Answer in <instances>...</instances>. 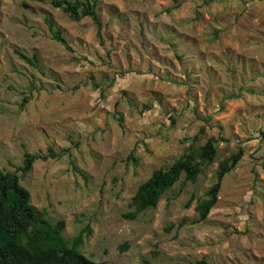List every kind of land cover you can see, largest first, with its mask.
Wrapping results in <instances>:
<instances>
[{
	"label": "rangeland",
	"instance_id": "1",
	"mask_svg": "<svg viewBox=\"0 0 264 264\" xmlns=\"http://www.w3.org/2000/svg\"><path fill=\"white\" fill-rule=\"evenodd\" d=\"M98 10L103 42L91 19L75 22L50 0H0V168L15 171L26 151L68 149L37 160L22 184L65 220L67 239L91 226L81 250L96 261L264 264V0H98ZM195 136L219 140L217 161L126 217L139 184ZM239 145L217 205L192 223Z\"/></svg>",
	"mask_w": 264,
	"mask_h": 264
},
{
	"label": "trees",
	"instance_id": "2",
	"mask_svg": "<svg viewBox=\"0 0 264 264\" xmlns=\"http://www.w3.org/2000/svg\"><path fill=\"white\" fill-rule=\"evenodd\" d=\"M55 8L61 9L75 22L84 18L91 19L97 26V34L101 42L103 23L98 10V0H50ZM53 38L61 43L69 52L74 48L63 33L46 19ZM17 54L26 62L37 66V55L28 56L18 51ZM72 61L79 59L71 56ZM23 101L27 97H23ZM150 108L145 106V109ZM142 112V111H141ZM123 125V115L117 118ZM205 128H202V133ZM264 139V131H260ZM227 140V139H223ZM218 143L216 137H210L203 143H198L197 136L184 148V151L166 168H159L151 176L139 184L128 206V218H136L148 209L157 208L162 197L180 181L183 184H195L206 167L213 165L218 158ZM68 149L57 152L49 147L48 153L42 151L24 153L23 164L15 171L0 168V264H107L86 256L81 247L85 238L92 234L87 225L75 235L72 240L64 236L65 220L52 221L46 208L39 209L32 203L31 192L22 184V179L32 171L34 163L48 158L66 156ZM245 154L243 145L238 150L219 161L216 171V181L197 199L195 207L197 217L192 223L204 222L212 209L217 205L222 183L226 175L234 171ZM135 162L137 158L133 157ZM190 202L188 203V206ZM190 264H211L206 257Z\"/></svg>",
	"mask_w": 264,
	"mask_h": 264
}]
</instances>
